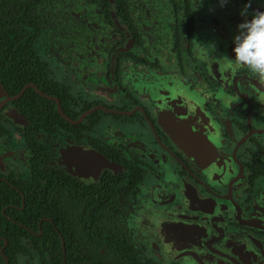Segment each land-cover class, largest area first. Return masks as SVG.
Wrapping results in <instances>:
<instances>
[{
	"label": "flooded vegetation",
	"instance_id": "af4514ba",
	"mask_svg": "<svg viewBox=\"0 0 264 264\" xmlns=\"http://www.w3.org/2000/svg\"><path fill=\"white\" fill-rule=\"evenodd\" d=\"M196 15L0 0V264H264V84Z\"/></svg>",
	"mask_w": 264,
	"mask_h": 264
},
{
	"label": "clouds",
	"instance_id": "9594fccd",
	"mask_svg": "<svg viewBox=\"0 0 264 264\" xmlns=\"http://www.w3.org/2000/svg\"><path fill=\"white\" fill-rule=\"evenodd\" d=\"M205 0H193V11L202 7ZM230 0H215L216 6L224 8ZM254 0H242L238 9L241 19L235 24L230 37V51L221 53L224 67L229 71L246 68L261 84H264V0H257L260 8L252 9ZM215 9L209 6L208 11ZM201 44V43H200ZM206 50L210 47L215 53L213 42L201 44Z\"/></svg>",
	"mask_w": 264,
	"mask_h": 264
},
{
	"label": "water",
	"instance_id": "95a60500",
	"mask_svg": "<svg viewBox=\"0 0 264 264\" xmlns=\"http://www.w3.org/2000/svg\"><path fill=\"white\" fill-rule=\"evenodd\" d=\"M209 6H212L215 10L212 12L208 11ZM238 9V5L231 0L224 8L216 6L215 0H205L203 6L198 8V11L196 10L197 20L200 21L197 25L199 38L197 48L202 59L215 63L221 59V53L230 51L231 34L234 31L235 24L241 19L237 14ZM233 20H236L234 25L232 24ZM201 23H204V25ZM213 41L217 45V52L215 53L210 47L206 50L201 46V44ZM181 94L184 93L181 92ZM180 97L182 103L185 102L184 97ZM186 145L190 149V143L187 142ZM5 264H7V261Z\"/></svg>",
	"mask_w": 264,
	"mask_h": 264
},
{
	"label": "trees",
	"instance_id": "16d2710c",
	"mask_svg": "<svg viewBox=\"0 0 264 264\" xmlns=\"http://www.w3.org/2000/svg\"><path fill=\"white\" fill-rule=\"evenodd\" d=\"M5 253H6V251H5ZM7 254V253H6ZM8 255V254H7Z\"/></svg>",
	"mask_w": 264,
	"mask_h": 264
}]
</instances>
